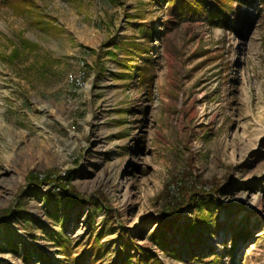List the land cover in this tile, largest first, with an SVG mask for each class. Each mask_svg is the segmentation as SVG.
Wrapping results in <instances>:
<instances>
[{
  "label": "rangeland",
  "instance_id": "1",
  "mask_svg": "<svg viewBox=\"0 0 264 264\" xmlns=\"http://www.w3.org/2000/svg\"><path fill=\"white\" fill-rule=\"evenodd\" d=\"M36 2L0 7V264H264V2Z\"/></svg>",
  "mask_w": 264,
  "mask_h": 264
},
{
  "label": "trees",
  "instance_id": "2",
  "mask_svg": "<svg viewBox=\"0 0 264 264\" xmlns=\"http://www.w3.org/2000/svg\"><path fill=\"white\" fill-rule=\"evenodd\" d=\"M158 1L160 0H153ZM167 4L170 5V7L177 13V15L181 16H199L202 17L206 22L218 26V27H224L226 29H229L231 31H234L235 33H241L240 29L242 27L241 25V10L243 6H250L257 4V0H166ZM264 2V0H260ZM6 6L10 9H12L16 14H30L31 16L36 12L37 10V2L36 0H0V7ZM263 10V9H262ZM143 34L146 35V37L150 38V40H153V27H149L148 29L142 28ZM19 46H15L12 50V53L8 55V58L15 60L19 58L22 54H24L23 51L26 49H33V47L36 46L35 42H32L28 39L21 38L20 39ZM135 47L138 49L137 56H143V60L147 62V64L143 67H138V70L134 73V75H139V77L142 79V81L151 82L153 77L151 74L150 69V62L148 58H146L144 55L147 53V50L150 49L149 44L145 43H139L135 42L133 43ZM137 66V65H136ZM136 68V67H135ZM29 180L32 184L37 185L38 183L42 182H49L54 180V177H51V175L40 178L38 174H29L28 175ZM65 189L68 188V191L70 193H73V189L71 187L66 186L65 184L62 185ZM76 200L81 201L83 196L76 193ZM200 199H197L196 194H193L186 202H184V205H187L188 203L194 204V206H198L200 203ZM168 208L172 209L173 211L176 209L174 206L169 205ZM12 211V207L5 211L7 213V217L9 216L10 212ZM160 245L163 248H166L169 246L167 241H162ZM167 250V249H166ZM161 260L159 258H156L155 261L150 260V256H148V252L142 251L140 259L137 261L136 264H160Z\"/></svg>",
  "mask_w": 264,
  "mask_h": 264
}]
</instances>
